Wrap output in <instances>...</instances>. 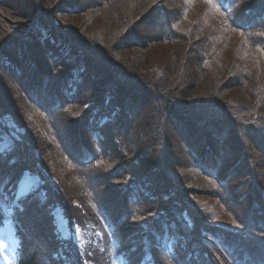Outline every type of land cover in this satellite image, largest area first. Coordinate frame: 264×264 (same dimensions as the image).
<instances>
[{
    "label": "trees",
    "instance_id": "obj_1",
    "mask_svg": "<svg viewBox=\"0 0 264 264\" xmlns=\"http://www.w3.org/2000/svg\"><path fill=\"white\" fill-rule=\"evenodd\" d=\"M37 1L0 0V236L5 240L10 238L15 241L13 250L15 258L12 264H43L39 260L40 253L47 260L45 264H88L89 257L80 251L72 239H61L55 228H49L46 236L41 235L38 239L41 245L46 244V247L35 248L30 241L29 233L34 237L35 235L29 230L25 219L28 208L35 206L45 210V207L54 205V209L56 207L62 209L64 217L71 224L66 209L63 180L61 179V182L58 179L57 172L49 164L51 152L46 148V141L41 140L39 133L32 129L34 123L29 114L33 108L39 112L42 110L49 118V125L54 129L50 119L53 120L55 114L68 116L71 103L75 104L76 108L71 109L70 113L74 117L67 122L72 128L84 126L90 136L96 138L98 147L104 155L102 160L105 161L101 172L111 170L113 165L117 166L113 168L115 175L110 176L112 183L115 178L121 177L125 180L129 173L126 171L133 169L139 173L133 184L140 190L145 188L149 195L153 194L152 197H145L139 192L136 196L133 195L134 204L148 203L150 205L147 208L153 209L151 213L138 210L127 220V223L134 221L139 212L141 214L145 212L141 219L142 222L146 221L145 223L149 224L144 223L143 228L137 226L135 229H140L137 233L140 234L141 242L137 248L139 250L143 243L145 247L143 255L131 251L135 258L130 260L123 256L122 252L116 253L117 258L112 259L113 263L162 264L159 258V245L162 244L168 248L169 253L174 249L184 250L181 247L183 245L186 254L197 255L204 250L208 255H218L217 253L228 255L232 258L230 261L233 264H264V103L262 102V107L260 106V101L264 97V87L258 96L254 97L253 103L255 102L256 106L242 104L233 97H225L228 91H232V87L238 86L234 85L238 77L245 81L250 69L242 70L239 76H233L229 71L233 73L237 65L232 63V60L227 63L224 52L223 54L220 52L214 59L210 48L200 47L202 42L217 37L221 41L219 45L225 43L223 48L226 50L229 42L221 34L216 35L214 31L208 33L203 22L191 23V14L187 13V7L184 5L179 7L175 5L176 9L171 13L167 4L174 5L172 0L168 2L151 0L148 14L145 15V23L144 21L136 23L134 28L126 27L125 23L115 40L110 33L105 37H89V45L93 46L95 43L97 48L94 52V47H91L92 51L88 52L87 49L84 51L83 48H72L74 44L75 47L80 44L84 26L76 27L73 36L67 32L65 36H51L45 33L48 27L43 23L41 16L49 12L53 21L58 15L64 14L63 8L56 7L60 5L61 0H48L49 6L53 9L47 7L45 10L42 6L36 5ZM214 1L223 14L244 2ZM257 1L254 7L247 9V15L234 16L229 23L232 28L242 33L254 29L264 39V5H261L264 0ZM80 2L89 3L87 5L89 7L83 12L85 15L91 7L99 8L97 11H101L100 5L93 6L96 3L93 0ZM259 4L263 7L262 10L258 9ZM74 7L75 3L68 4L67 10ZM158 9H162L164 16L162 15L160 21L154 19L155 24L149 26L148 17ZM185 16L190 23L187 29L182 26ZM168 22L177 28L173 34L166 27ZM149 27L154 30L147 34ZM141 28H144L142 32ZM140 33H146V41H139L137 35ZM199 35L204 39L197 42L199 39L194 37ZM151 42H154L153 45L183 42L180 45L182 48L178 46V51L180 54L186 45L183 60L188 59L185 62L193 67V73L191 72L192 75L189 76L192 80L186 78L185 73L183 75L184 69L181 70L180 64L173 67L175 53L168 55L164 62L153 51L149 57L141 56L143 49H147ZM256 44L262 46L263 43ZM219 45L214 44V50ZM133 48L139 52L130 53ZM103 67L106 69L102 70ZM195 70L197 74H194ZM203 70L207 71L208 79L214 80L210 89L207 87L208 80L203 86L201 83L197 86V78ZM214 82L222 84L223 89L219 90L221 86L218 90L213 89ZM55 102L56 104L49 105ZM43 104H48V109ZM150 114L152 119L158 118L157 125L156 122L152 123L153 127L146 118H150ZM60 124L62 130L63 124L66 123ZM154 126L156 128L159 126V131L151 130ZM54 130H60L59 126ZM195 130H198L200 138L194 137ZM58 137L56 134L54 142L50 143L58 150L54 148L53 151L59 152L73 168L85 171L93 168L91 165L98 157H88L91 150L89 147L87 150L85 148L86 156L77 160L74 147L79 148L82 143L77 144L70 139L62 140ZM149 146L151 149H148ZM151 151L152 156L147 159L146 156ZM162 151H166L167 154L173 153L172 157L178 151L180 154L189 152L191 157L199 161L201 160L199 155L203 156L202 164L208 170L199 164L198 166L195 164V169L215 185L218 195L232 178H243L248 172L249 179L244 178V181L252 190L247 189L248 192L241 196L239 202L245 210L244 216H241L242 212H233L231 215L235 220L234 225L238 228L232 231L237 234L235 237L232 232L221 228H209L200 223L198 208H194V205L182 200L181 197L170 196L165 200L168 201L167 206L156 200L158 189L153 192V185L158 188V182L166 179L164 174L167 179L176 181L178 174L176 166L174 169L172 165H175V162L180 164L179 161L172 159L171 165L163 168L159 161ZM156 161L158 162L155 163ZM122 167L125 169L122 170ZM26 172L37 178V184L17 197L19 182ZM61 172L63 171L60 169ZM106 186L113 188L110 185ZM92 193V199H89L98 217L94 224L99 225L97 228L101 229L107 217L105 214L101 215L102 212L105 213L103 202L100 200L97 202L95 198L98 196L95 191ZM231 194L234 195L233 190ZM218 198L222 197L219 195ZM220 201L228 211H231V205H235L232 201H227L229 204L224 200ZM239 208L237 205L235 211H240ZM20 209H23L22 214L19 212ZM162 209L164 210L162 216L156 218ZM18 214L22 215V219H17ZM150 214L149 219L144 220ZM47 216H52L51 211L47 212ZM140 221L135 220L128 226L135 227V223L138 224ZM180 236L187 239L184 244ZM236 236H240L241 239L238 244L235 242ZM256 237L261 238L263 242ZM245 238L258 244L249 248ZM231 244L234 247L237 244L240 251L234 250L232 255ZM118 249L119 246H116L115 251ZM207 253L202 254L204 259L208 258ZM189 261L187 264H201L195 256ZM178 264L183 263L179 260Z\"/></svg>",
    "mask_w": 264,
    "mask_h": 264
},
{
    "label": "rangeland",
    "instance_id": "obj_2",
    "mask_svg": "<svg viewBox=\"0 0 264 264\" xmlns=\"http://www.w3.org/2000/svg\"><path fill=\"white\" fill-rule=\"evenodd\" d=\"M65 1L66 0H61L60 5L56 6L65 10V13L58 15V18H55L52 21L51 14L49 12L43 13V15L41 16L43 23L48 27V29L45 30V33L51 36H65V33L67 32L73 36L76 27L81 28L82 26H84V29H82L84 33L80 38V44H78V46L76 47V44H74L72 48H83L84 51L88 50V52L92 51L91 47H94V52H96L97 48V46H95V43L93 46L89 45V37H105L108 33H110L112 38L115 40L120 28L125 23L126 27L129 28H134V25H136V23L139 24V22L144 21L143 23H145V15L148 14L147 11L149 8V4L151 3V0H93V2H96L93 6L100 5V7H102L101 11H97L99 8L96 9L95 7H91L90 9H88L87 15H85L83 12H85V8L89 7L87 6L89 3H83L80 2V0ZM243 1V3L240 2L237 7H233L232 11L226 12V14H223L221 12L219 6L214 0H172L171 2L174 3V5H167L169 6L168 8L170 9L169 11H171V13L174 11V9H176L174 8L175 5H177L178 7L184 5V7H187V13L191 14V20L189 19L191 23L195 21L203 22L206 26V29L208 30V33L214 31L216 35L221 34V36L229 42L226 50L225 48H223L225 46V43L223 42L221 45H219L221 41H219L217 37L211 41L206 40L202 42L200 47L202 49L210 48V50L213 52V55L211 56L214 59L220 52L222 54L224 52V56L226 55L227 57V63L232 60V63H236L237 65L233 73L232 71H229L233 76H239L242 70L245 71V69L247 68L250 69V74L245 77V81H241L238 77L237 83L234 84L238 86L235 88L232 87V91H228L225 97H233V99H237L235 101L241 102L242 104L255 105V102L253 103V101L255 100L254 97H257L259 91H261V89L264 87V39L262 35H260L254 29H251L246 33H242L239 32V30L232 28L231 24L229 23L234 16L242 17L247 15V9H249L250 7H254V4L256 5L258 2L257 0ZM73 3H75L76 5V7L73 8L74 10H76V12L74 13L73 9L67 10L68 4L71 5ZM36 5H40V7L42 6L43 10H45L47 7L48 9H53L49 6L48 0H38ZM261 5H264V3H262ZM261 5H258L259 10L263 9ZM161 10L162 9H158L155 13L148 17L147 24L150 23L149 26H151V24H155L153 23L154 19H158L157 21L161 20L163 15V12ZM70 11L73 14L70 13ZM165 14H167V12H165ZM124 19H126L127 21H124ZM166 21H168V19H166ZM182 22L183 28L187 29L190 23L186 16L184 17V20ZM168 24L166 25V27H168L169 32L173 34L174 29L177 28H175V25L170 24V22H168ZM143 29L144 28H141L140 31L142 32ZM153 30L154 28L152 29V27H149L147 30V34L153 32ZM136 32L137 30H135L134 33ZM145 35L146 33H140V35H137L140 39L139 41H146ZM202 37V35H199L194 38H198L199 40L197 42H199L200 40L204 39ZM256 42H261L263 44L262 46L261 44L257 45ZM182 43H157L153 45L154 42H151L149 43V45H147V49H143V53L141 54V56L144 57V55H146V57H149L154 52L155 55L160 56L159 58L164 62L167 60L168 55H170L171 53H175L174 55H176V58L172 63L173 67H178L180 64L181 70L184 69L183 75L185 73V77L192 80V77L189 78V76L193 73V67L189 66L188 62H185L188 59H186L185 61L183 60L186 45L183 48L184 51L182 50L180 54L178 51V46L182 48L180 46ZM214 44L219 45V47L215 50ZM151 51L153 52L150 53ZM138 52L139 50H137L136 48H133V50L130 51V53ZM127 57H129V55ZM250 58L252 59L250 60ZM104 68L105 67H103L102 70ZM194 74H197L196 70L194 71ZM197 79V86H199L200 83L203 86L204 82L208 80V89L211 88V85H213L214 81L207 78L206 70H203L201 75L198 76ZM216 83L217 82H214L215 87L213 86V89L218 90V87L220 86L221 87L219 90L223 89L222 84L218 83V85ZM224 99L229 100L227 98ZM262 102L264 103V97L262 101H260L261 107ZM54 104H56V102L50 103L49 105ZM43 105L46 109H48V104ZM71 106L72 107L69 108L68 116L62 117V114H55L54 119H50V123L54 126V129L56 128V126H59L60 130L57 131H55L49 125V118L42 110V112L40 111V113L38 110L33 108L29 112L31 120L34 123V125L32 124V129H35L39 133V137L41 140L46 141V148L49 152H51L50 158L48 159L49 164L52 166V169L57 172L58 179L60 181L61 179L63 180V182H61L65 186L64 197L67 206L66 209L70 215L71 221L70 224V222L64 217L63 211L60 207H56L55 209L54 205H52V207H45V213V210L43 208H36L32 205L33 208H28L27 212L25 213V219L27 220L28 226L30 227L29 230L32 231L35 235L34 237L29 233L30 241L33 243L35 248H45L46 244L42 246L41 242L38 239L41 237V235L46 236L49 228H55L57 235L61 239H72L76 243L80 251L89 257L88 264H115L113 263V260L117 258L116 253L120 252L123 253V256L129 258L130 260H133L135 257L132 252L136 253L137 255H143L145 251L143 243L141 244V248L139 250L137 248L138 243L141 242V237L140 234L137 233L140 229H135L137 228V226H142L143 228V224L146 222H142L141 218L143 214L148 211H150L151 213L153 209L151 208L150 210V207L147 208V206L150 205L148 203L134 204L135 200H133V195L136 196L137 192H139L142 193L145 197H152L153 194L149 195L148 191L145 188H141L140 190L137 185L133 184L135 178L139 176V173L135 172V170L133 169H128L126 171V173L129 171V173L128 176H125V180H123L121 177L115 178L114 182L111 183L110 176L115 175L116 172L113 171V168H117V166L113 165L111 170L101 172V167L105 164V161L102 160L104 155L101 149L98 147L99 144L96 142V138L91 137L89 131H87L84 126H76L72 128V126L67 122V120L72 116L74 117V115H71L70 111L72 108H76V105L71 103ZM150 115V118L146 116L145 117L151 122V124L156 122L157 125L158 118L152 119V114ZM60 122L66 123L63 124L62 130ZM27 127L30 128L28 125ZM26 129L27 128H25V130ZM146 129L148 128L146 127ZM151 130L159 131V126L157 128L156 126H154V128H152ZM55 133L57 134V137L59 136L58 138L62 140L70 139L73 143H82L79 148L74 147L77 160L79 158L83 159V156H86L85 148L87 150L89 147L91 150L89 151L90 155L88 157H98L96 161L91 165L93 166V168L87 171L80 168H73V166L69 164L66 159L60 155L59 152L53 151L55 146L51 145L50 143L54 142V138L56 136ZM104 136H106V133H104ZM165 136L167 135L165 134ZM168 139L169 138L167 137V140ZM167 145L169 146L168 142ZM148 149H151V146H149ZM158 153L160 154L161 150ZM172 154L173 153L167 154L166 151H162V155L159 156V161H161L163 168L167 165H171L172 159L179 161V165L175 161L174 162L176 164L172 165V168L174 169L176 166V171L178 174L177 179L176 181H174L175 179H167L168 177L166 176V174H164L166 178L164 181L166 183L164 181H159L158 188H156L155 185H153L152 187L153 192L158 189L156 193V200H158L161 205L164 203L165 206H167L168 201L165 200L170 196L181 197L182 200L184 199L186 202L194 205V208H198L199 222L204 223L207 227L221 228V230H227L229 232L238 229L234 225L233 222H235V220L231 215L233 214V212H242L241 216H244L243 212L245 213V210L239 202L243 194H246L249 190H252V188H248V183H245L244 181V178L249 179L248 172L243 178H232L231 181L227 183L226 187L222 189L223 191L219 194L222 198L219 199V195L215 185L211 181H209V179H206L204 175L199 174V172L195 169V164L197 166L199 164L203 169L208 170L203 164L196 163L194 162V160L189 161L188 157L183 153L180 154L179 151L173 157ZM151 156L152 151L149 152L146 157L147 159H149V157ZM82 162L85 163L84 160ZM157 162L158 161H156L155 163ZM179 166H182L183 168ZM82 167H84V164L82 165ZM60 169L63 171L61 172L62 175L60 173ZM124 169L125 167H122V170ZM64 172H68V174ZM122 172H120V174ZM86 176H89V178ZM37 181V178L32 175H24V178L19 182V190L17 189V195H23L28 190L32 189L37 184ZM106 185H110L113 188H106ZM176 190L179 191L182 195L179 194ZM231 190H233L234 195L231 194ZM92 191H95V194L98 196L97 198H95L97 202L98 200H100L101 203L103 202L102 206L105 213L102 212L101 215L105 214L107 217V220L106 222L104 221V225L101 229L97 228V226L99 225L94 224V222L98 220V217L97 213L95 212V208H93V205L89 199H92ZM220 200H224L225 203L227 201H232L233 204L235 203L236 207L238 205L241 209L239 208L238 210L240 211H235V205H231V211H228ZM141 204L142 206H140ZM132 209L134 211H132ZM40 210H44V212H41ZM138 210L145 212L142 214L139 212V215L136 217V219L133 220L135 221L140 219L141 221L138 224L135 223V227H129L128 225L134 221L131 220L129 223H127V220H129L135 212H138ZM49 211H51V217L47 216V212ZM163 212V209L160 210L156 218L161 217ZM150 216L151 214L144 220L149 219ZM145 224L148 225L149 223ZM146 225H144V227ZM232 234H234V237L235 235H237L233 232ZM180 239L182 244H184L187 240L186 238H183V236H180ZM245 239L247 240L246 242L249 248H251L254 244H258L254 241H248V238ZM257 239L260 242H263L261 241V238ZM235 240V242H237L238 244V242H240L239 240H241L240 236ZM237 244L235 247L232 244L230 245L232 255L234 253V250H237L238 252L240 251V247L237 246ZM116 246H119V249L117 251H115ZM121 247H123L124 249ZM181 247L184 250L186 249L183 245H181ZM9 248H11L10 243H0V258L2 259H0V261L3 262V264L10 258ZM159 249H157V251H159V258L162 264H178L179 260L183 264H187L190 262L189 259L193 256L198 258V261H201V264H233V262L230 261L232 260L231 257H229L228 255H226V257L221 253H217L218 255L215 254L216 256L211 254L208 255L207 252L202 250L203 252L201 254L198 253L196 255V253L186 254L184 250L179 251L178 249H174L171 253H169L168 248H166L162 244L159 245ZM197 251L199 250H195V252ZM203 253H207L208 258L204 259L202 255ZM39 260L43 264L47 262V260L43 258L41 253L39 255Z\"/></svg>",
    "mask_w": 264,
    "mask_h": 264
},
{
    "label": "bare ground",
    "instance_id": "obj_3",
    "mask_svg": "<svg viewBox=\"0 0 264 264\" xmlns=\"http://www.w3.org/2000/svg\"><path fill=\"white\" fill-rule=\"evenodd\" d=\"M194 137H195V138H200V135H199L198 130H195V131H194ZM188 154H189V155H188ZM188 154L185 152V156L188 157L189 161L194 160V162L196 161V162L202 164V162H203V156L199 155V158L201 159V160L199 161V160H197V159L191 157L189 152H188ZM197 154H199V153H197ZM26 174H28V173L26 172L24 175H26ZM24 175H23V176H24ZM23 178H24V177H22L21 180H22ZM21 180H20V181H21ZM18 190H19V186H18ZM30 190H31V189H30ZM28 191H29V190H28Z\"/></svg>",
    "mask_w": 264,
    "mask_h": 264
}]
</instances>
